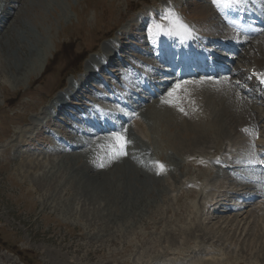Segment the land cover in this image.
<instances>
[{
	"label": "rangeland",
	"instance_id": "374dc122",
	"mask_svg": "<svg viewBox=\"0 0 264 264\" xmlns=\"http://www.w3.org/2000/svg\"><path fill=\"white\" fill-rule=\"evenodd\" d=\"M207 2V0H0L1 12L5 6L3 13L0 14V264H263L261 257L256 254L255 248L253 249L255 243L252 237L257 232L260 235L264 233L262 230L264 200L249 206L244 202L246 208L242 211H236L233 206L228 209L227 206L231 204L225 205L222 202L220 203L222 208L215 213V218L211 219L214 215L211 210L205 208L206 212L196 210L202 208L200 204L204 203L198 194L199 197L183 200L187 205L193 206L196 217L180 212L185 217L183 222L177 224V221L172 219L169 211L173 213L176 210V197L186 188L192 190L186 183L193 181L199 173L203 175L209 173L203 177L208 182L204 184V193L213 185L215 190H223L218 186L219 179H214V173L202 172L194 166L189 167L187 162L190 157L173 161L168 156L169 152L165 151V154L159 151L163 158L162 162H158L157 152L155 157L146 152L144 144L148 138L159 140V136L175 134L174 128L166 132L165 128L164 131L153 125L147 138L145 134L140 133L141 130L135 129L139 119H135V122L132 120L131 122H134L132 133L130 135L126 133L130 139L125 150L126 155L113 160H109L106 155L110 140L91 142L83 133L73 132L79 125L76 121L83 125L82 119H78L85 116L86 105L94 103L101 106L95 108L91 114L99 116L106 113L102 107L108 108L107 102H111L100 98L105 94L99 91H103L106 84L100 83V79L95 75L94 79L86 77L89 62L99 60L106 45L112 43L111 45L118 46L119 49L117 47L116 51L111 50L107 53L109 55L116 52L114 57L107 55L108 57L103 59L104 62L111 60L107 71L112 76L106 74L101 76L115 87H119V84L126 87L130 77L148 75L146 70L149 66L145 62L153 61L157 63L156 71L160 69L158 67L162 63L153 55L146 61L139 59L148 58L144 53L146 46L143 43V34L145 30L158 24L156 21L160 15L163 24H166L167 15L172 19L174 17L178 19L175 8H172L174 5L178 8L179 14L185 17L184 22L188 26L183 25L184 22H179L180 25L188 30L195 32L198 29L204 36L210 30L208 37L212 38L217 29H223L222 25L217 23L213 9ZM136 9L137 12H132ZM169 11L174 12L175 16L173 17ZM5 21H8L6 25ZM144 21L146 26L143 30ZM176 23L178 24L177 21ZM211 47L207 49H214ZM257 54V58L263 61L264 50L259 49ZM214 55L213 57H220L217 53ZM84 57L81 73L74 75L79 70V61ZM123 57L126 60L119 62L118 58L120 60ZM261 63L258 61V66H261ZM100 64L103 66V63ZM125 65H133L137 70L140 65L144 66L143 70L130 76L128 71L133 68ZM123 66L125 70L122 69ZM100 72L105 73L106 69ZM68 74L73 75L66 78ZM79 81L85 82L87 88L76 97L78 102L86 99L81 109L76 107L69 109V103L66 109L62 107L66 113L57 115V111L51 110L52 104L69 89L68 87L79 85ZM196 84L198 83L188 84L187 89L195 92L197 88L193 86H198ZM89 89L94 91L90 94ZM201 89L203 91V88ZM112 92L114 93L113 90L109 91L111 95ZM146 92L143 91L149 98ZM204 93L203 91V97ZM246 95L253 100L252 93L248 91ZM66 102L64 104H67ZM260 103L264 106L263 102ZM258 106L263 109L262 118L254 122L264 126V107ZM91 108L92 106L90 110ZM156 108L154 115L164 124L173 107L167 109L159 103ZM148 111L150 110L146 109L143 113L147 114ZM47 114L50 117L57 115L53 120L49 117L54 124L50 128L52 129L50 133L47 128H43L49 124ZM176 118L179 119L178 116ZM144 119L142 122L146 126L149 118L144 116ZM179 121L177 120L178 123ZM44 122L45 125L42 127ZM32 123L36 126L31 127ZM66 124L67 131L61 132L60 129ZM186 124L185 128L189 133L194 132L191 123ZM236 125L238 126L234 124L232 127ZM83 127L84 132H88L87 126ZM260 133L250 134L254 135L249 147L252 152L254 150L258 153L260 145L264 147V137ZM77 139L81 142L84 140L83 149H86V153L78 147L81 144L76 141ZM235 139L239 142L238 138ZM15 140L21 143V147L17 148ZM69 143L73 144L69 146ZM240 144L244 142L240 141ZM71 145L77 147L71 150L69 149ZM206 146L203 148V154L206 150L207 158L210 156L211 159L208 158L206 162L208 168L212 169L213 161L220 159L212 157L211 143H207ZM238 148L235 147L234 150L240 153ZM234 150L225 155L229 156L228 164L232 163V167L240 169L244 166L242 162L247 163L244 160L249 157L245 158V155L241 156L239 153L235 155ZM74 151L82 153L74 159L71 156L76 154ZM222 154L223 152L219 156ZM247 154H251L250 150ZM251 157H254L253 154ZM130 158L131 161L135 159L139 163L133 164L131 169L123 167L126 166L124 164L128 165L126 162ZM238 158L244 160L235 163L234 160ZM21 161L26 164H20ZM30 161L33 162L32 166ZM112 162L116 163L115 168H110ZM101 163L104 165L103 169L110 171L113 169L112 175L107 178L104 176L102 179L90 177ZM158 164L164 166L163 170L157 167ZM171 175L176 177L175 181ZM233 180L227 175L223 181L231 193L236 191V188L239 190L240 187H244V184L239 185ZM213 182L215 183L212 184ZM247 193L250 195L251 191L244 193L248 197ZM235 198L230 195L228 203L239 204L240 200ZM230 219L234 221L231 223ZM193 221L195 225L200 224L202 231L198 230L187 237L168 235V231H176L183 226L186 227V224L187 226L191 224L193 228Z\"/></svg>",
	"mask_w": 264,
	"mask_h": 264
},
{
	"label": "bare ground",
	"instance_id": "6f19581e",
	"mask_svg": "<svg viewBox=\"0 0 264 264\" xmlns=\"http://www.w3.org/2000/svg\"><path fill=\"white\" fill-rule=\"evenodd\" d=\"M241 7L244 8V6H241ZM234 8H236V7H234ZM260 9H261V12L263 13L262 16H264V0H260ZM165 19H166L165 20L166 24H163L161 22V20H162L161 17L159 18V21H157V22H159V24L163 25L162 30H158V29L156 30L153 28H150L149 30H145V32L143 34V38H144L143 43L146 46V49L144 52L145 54H147L148 56L153 55L154 58H156L157 60L161 57L159 59L160 63H162V64L165 63L166 57L164 55H165V53H169V51H171V47L167 46L164 43H163V45L162 44L160 45L161 40L158 39V37H162V35H163L164 38H166L168 34H171L172 35V43H174L178 33L180 34L179 42H180V39L182 37L185 38V42H184V44H182V47L185 50L188 49L187 51L191 52L189 44H191L192 48L195 47L196 49H203L201 47V44H200V41L202 40L201 38H197L196 35H191V33L181 30V27L169 15H167L165 17ZM145 21L143 23V30L145 29L144 27L146 26ZM7 22L8 21H5L4 24L6 25ZM221 31L225 32V30H222V29H221ZM221 31H220V28L217 29V31L215 32L216 33L215 37H213V39H208L210 41H208V45H206V46L207 47L212 46L211 48H214V49L205 48L203 50V52L207 53L208 56L213 57V56H215L214 50H216V49L217 50L230 49V46L235 45V46H238L237 47L238 53H237V56L235 57L236 61L238 60L237 57H239L242 54V51H245L248 58H246V57L244 58L243 56H241L239 58L238 62L253 63L251 61H255V63H256V60L258 59L257 58V56H258L257 52L261 48L264 50V39L263 38L258 37V38L252 39L248 43L247 38L240 39L239 38L240 35H236V34H234V35L233 34H227V35L223 36L224 33ZM209 32H211V31L208 30V33H206V34L207 35L210 34ZM116 48L117 47H115L111 44L106 46L103 49L104 50L103 56L105 54L109 53V51H111V50L116 51L117 50ZM155 51H157V52H155ZM195 51L198 52L197 50H195ZM259 54H260V52H259ZM262 57H263V61L261 63V66H258L259 64L257 61L256 64H257L258 68L253 69V70H255L257 73L263 72V77H264V56H262ZM179 60L180 61H178V62L176 61V63H175V65H176L175 69L176 70L178 69L177 67L179 65L184 63V60L182 58H180ZM97 61L99 62V60H92L89 62V65H88L87 70H86L87 71V74H86L87 79H94L95 76H93V75H96L95 71L100 72V71L105 69V67L102 66ZM255 63H253V64H255ZM145 64H147L151 68V70H148V73L151 74V73H154L156 71L157 63L155 64V62L151 61V63L145 62ZM228 73L231 75H236L237 70H230V72H228ZM253 78H254V80L257 81V80L261 79L262 76L258 77L257 79H256V77L253 76ZM230 79H231V77L228 78V80L225 79L224 81H218V82L213 83L212 85L208 84L205 81H204V83H203V81H200V82H198V84H196L198 86H193V87L197 88V90L195 92L191 91V89H190V91H189V89H187L188 84H185V85L180 84L181 88L179 90H176L175 92H173V90L175 89V86H176V85H174V87H171L170 89L166 87L163 91L160 92V94H158V92L155 90H153V91L148 90L147 86H150V85L152 86V84L157 83L155 80H151L150 78L143 77V79H136L135 80V82L137 84L134 83V81L131 77L129 80H127L126 87L135 86L136 88L141 89L142 92L147 91L148 95H149V98L147 100H141V102H137L134 98L131 97V99L134 101V103H136V106H135V108L130 107L129 109H131L132 112L135 111L137 113L132 118L139 119V120H137V121H139V124H136L135 129L137 131L141 130L140 133L145 134V136H147V138L149 137L148 133L151 132V128L153 127V125H155V126L157 125L158 129L162 128L164 131L166 129V132H169L170 128H174L176 131L175 134L170 133L166 137L159 136L158 137L159 140H156L153 137L148 138L149 140H147L145 144L143 143L145 149H147V151L151 155H153V157L156 156L155 153L157 152L156 158H157L158 162H162V158H163V154L160 156L159 151L164 152V153H165V151H166V153L169 152V155L168 154L167 155L169 156V158L173 159V161L182 160L186 157H190L189 162L186 161L189 164L188 165L189 167L194 166V167L199 168L202 172L203 171H206V172L209 171L211 174L214 173L213 174V175H215L214 179L215 180L217 178L219 179V185L218 186H220V188H223V190H221V189L215 190V188H213L214 187V185H213V187H209V190L207 189V192H206L207 195H205L206 193H204L203 187L207 181H205L206 179L203 177L205 175L208 176L209 173L208 174L205 173V175H203V173H199L198 175L196 174L197 176L195 177V179L193 181L186 183L187 186L192 187V190L185 187L186 190L183 191V193L181 195L179 194V196H177L175 199V203L177 205L176 210H174L173 213H171L169 211L170 215H172V219L176 220L177 224L184 221L185 217H184V215H182L184 213H186L189 216L190 215H192V216L196 215L197 216V214H195L196 211L193 210V206L187 205L184 201H185V199L190 200V198H192V197L193 198H195L197 196L199 197L198 194H200V196L202 197L201 200L203 199L202 201H204L203 204H200L202 206V208L196 209V210H199V212H203L205 209L208 210V207H210V205L208 206V203L210 201H212L215 205L219 206L217 211L214 212V215L211 219L215 218V213H218L220 211V209L222 208L220 206L221 205L220 203L224 202L225 205L230 204V203H228L229 200H227V199L230 197L231 193L227 190L228 187L223 182L225 180V176H227V175L232 177L234 179L233 181L236 182L237 184H239V185L244 184V187L241 188V190L242 189H249V190L254 189L255 194H262V197H264V187L256 186L259 184L256 181L260 180L262 178L263 173H264V169H263V167H264V151H263V154L261 155V158H262L261 161H262L263 167L259 166L258 171L256 173L247 171L245 166H242L240 169H238L237 167L229 166L228 165V158H227L228 155H225V153L233 152L235 147L240 148L239 154L241 156L243 154H247V152L250 150V149L248 150L247 146L249 144H251V139H252L250 134L256 135L258 133L257 131L261 130V128L254 121L256 119H261L262 114H263V109L258 108L259 106H256V104L252 100V98L250 96L246 95V94H248V91H246L244 88L242 89V85H241L242 81H240V79L236 78V79H234V82H233ZM78 86H80V87H78ZM78 86L75 87V89L73 86H71V88H69L67 91L63 92L60 95V97L57 99V101H55L52 104L51 108L57 109L59 116L66 113V110H64V109L67 108L69 103H70L69 109L75 108V107L79 108V110L81 109V106L83 105L84 100H86V99L83 98L81 101L78 102L76 97L79 96V94L82 93L84 91V89H87V88H86L85 82L79 83ZM198 87H200V88H198ZM201 88H205V90H203L205 92L204 97H203V94H202L203 91ZM93 91L94 90L89 89L90 94ZM240 91H242V92H240ZM169 92H173V96L169 97V95H168ZM112 95L116 96L115 93H113V92H112ZM132 95L135 96V94H132ZM162 97H164V98L162 99ZM100 98L103 100H109L110 101L109 97H107L105 95L100 96ZM66 101H68L67 102L68 104L65 105L63 102H66ZM159 103H162V105L167 109L173 107L172 111L169 112V115L165 118L164 124H162L160 122V120L159 121L157 120L158 116L154 115L155 111L157 110L156 106ZM170 104H172L173 106L170 107L169 106ZM62 107H64V109ZM149 107H151V108H149ZM181 108L185 112L184 114H183V111H180ZM146 109L150 110V111H148L147 114H144L143 112H145ZM111 111L113 112L112 109H111ZM77 112H79V111H77ZM161 113L163 114V112H161ZM43 114H45V112ZM102 114H106V113L104 112ZM144 116L149 118L147 121V125L149 124L148 126L147 125L145 126V124L142 122V119H144ZM176 116H178L179 119H177ZM128 117H129L128 114L120 117V114L118 115V111H117V113H114L112 120L109 119L108 117H103L102 122L104 123V125L102 127H98V130L95 132H93L92 130H90V132H88V134H91L90 136H94L92 138V140H90V141L94 142V140L99 141V140L106 139L105 136L107 133H108V135H110V137L115 133L124 132L126 134L129 131L130 132L128 134L132 133V130L134 127L132 128L133 124H131L130 121H128L126 119ZM113 120H122L123 122L115 123ZM177 120L178 121L180 120L179 123L177 122ZM81 121H82V124L84 126L92 127V125H93L92 120L90 118H88L87 116L83 117V119ZM52 122L53 121L49 118V120H48L49 124H47L45 127H43L44 129L47 128L49 133L51 130L50 128H52V126H54V124H52ZM181 122H183L182 125L180 124ZM186 123H191L190 126L192 125V127H193L194 132L192 131V127H191V131H192V133L190 132L191 134L185 128V125H187ZM69 124H71V123H69ZM234 124H238V126L236 125L237 126V127L235 126L236 128L233 126L234 127L233 128L232 125H234ZM35 126H36L35 123L31 124V127H35ZM67 127H68V124H66L62 129H60V131L61 132L67 131V129H66ZM78 131L81 134L82 133L85 134V132L80 128L74 129L73 132L77 133ZM40 132H42V130ZM40 132H38V133H40ZM247 135L248 136L250 135V137L242 138L243 136H247ZM180 137H182V138H180ZM188 137H189V139H188ZM235 138H238L239 142H237ZM141 139H142V137H141ZM144 139H145V137H144ZM76 141L78 143L80 142L79 144H81L80 146H82V149H81L82 152L85 151V153H86L87 152L86 149L85 150L83 149V148H85L84 147L85 146L84 140H82V142H81L77 139ZM240 141L244 142V144H240ZM207 143H211V145H213L210 148L212 157H217L220 159V160L216 159V161H213V163L211 164L212 169L208 168V163L206 162L208 158L210 159V156L207 158L208 155L205 154L206 150L204 151V154H203V148L206 146ZM14 144L17 145V148L21 147L20 146L21 143L18 142V140H15ZM70 144H73V143H69V146H70ZM76 147L77 146L71 145V147L69 149L74 150ZM222 149H224V150L222 151ZM74 152L76 153V151H74ZM82 152L79 151L76 154H72L71 156L74 159H76L77 156H79L80 153H82ZM207 152H208V149H207ZM222 152H223V154L220 157L219 155ZM255 152H257V151H255ZM127 156H128V154H127ZM223 156H225V158H223ZM253 156H254L253 158H257V160H258V157L255 153L253 154ZM248 157H250V156H248V154H247V156H245V158H248ZM131 158H132V156H131ZM131 158L129 159V161L126 162V163H128V165L124 164L126 166H123V167H125V168L127 167V168L131 169L133 167V164H136V162L139 163V161H136L134 158H133L134 160L131 161ZM186 160H188V159H186ZM241 160H244V159L238 158L234 161H236L235 163H240V162H242ZM219 161H222L225 163L222 164ZM22 163L26 164L25 162L21 161L20 164H22ZM32 164H33V162L30 161L31 166H32ZM229 164L231 165L232 163H229ZM115 165H116V163L112 162V163H110L109 166H110V168H115L116 167ZM33 166H36V165H33ZM112 170L113 169H111V171H110V169L106 170V169H103L102 167L98 166V168L95 170V172L93 174H90V177L100 178V179L105 178V177L107 178L110 175H112V172H113ZM122 171H123V169H122ZM188 172H190V170ZM258 172H260L261 174H259ZM225 174H227V175H225ZM186 175L188 176L189 174L186 173ZM171 176L175 181L176 177L174 175H171ZM236 177H238L239 179H237ZM263 177H264V175H263ZM216 182H218V181H216ZM249 182H250V184H248ZM209 183H211V182H209ZM214 183L215 182H213L212 184H214ZM236 191H239V190H236ZM91 192H92V190H91ZM213 193H216V194L213 195ZM210 197L213 199L210 200ZM208 200H210V201H208ZM206 201H208V202L206 203ZM250 201L251 202L249 204L251 205L253 202V199H250ZM230 206H233V205L227 206L228 209L232 208ZM245 208L246 207L242 206V205H240V207H238V208L235 207L236 211H242ZM229 211L232 212V210H229ZM180 212L182 214H180ZM204 212H206V211H204ZM252 216L254 217L253 214H252ZM253 217H251V218H253ZM192 219L197 220V218H192ZM231 221H234V219H230L229 222H231ZM195 222H197V221H195ZM253 224H254V221H253ZM192 226H193V228H191V224L188 226L186 224V227H184V226H183V228L179 227L180 229H178L176 231L175 230L168 231V235L170 237H175V236H186L187 237V235H192L193 232H196L198 230L202 231V228L200 227L199 223H196V225H195V223L193 221ZM201 226H202V224H201ZM262 226L263 225H261V227ZM262 230H264V229H262ZM246 235H248V234H246ZM186 237H182V238H186ZM196 237L198 238V236H196ZM207 238H209V237H207ZM252 238L254 239L253 242L255 243V245H253V249L255 248L254 250H255L256 254L261 257L260 260H262V263L264 264V233L260 235L257 232V234L255 233V235H253ZM190 239H191V237H190ZM225 239H226V237H225ZM257 239H258V241H257ZM193 240H191V241H193ZM183 242H185V240ZM253 242H252V244H254ZM252 244H250V245H252ZM150 249H151V247H150ZM126 252H128V251H126ZM157 259H158V257H157ZM82 260H83V258H82Z\"/></svg>",
	"mask_w": 264,
	"mask_h": 264
},
{
	"label": "snow or ice",
	"instance_id": "6c2138e0",
	"mask_svg": "<svg viewBox=\"0 0 264 264\" xmlns=\"http://www.w3.org/2000/svg\"><path fill=\"white\" fill-rule=\"evenodd\" d=\"M181 28H183V25L180 26ZM156 28L158 30H162L160 25H156ZM185 31H187V29H184ZM261 83H264V79L261 80ZM181 88V85L178 83L175 86V89L173 90V92H175L176 90H179ZM173 92H169L168 95L169 97L173 96ZM180 111H183V109L181 108ZM130 142L127 140L126 135H124L123 133H115L111 136L109 144H108V151L106 153L107 158L109 160H113L116 158H119L120 156L126 155V148L127 145ZM249 163H254L253 161H249ZM100 167H103V163H101L99 165ZM157 167H159L161 170H163V165L158 164Z\"/></svg>",
	"mask_w": 264,
	"mask_h": 264
}]
</instances>
